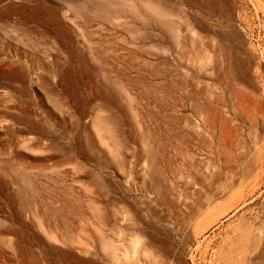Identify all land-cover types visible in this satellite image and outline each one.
I'll list each match as a JSON object with an SVG mask.
<instances>
[{"label":"rangeland","instance_id":"374dc122","mask_svg":"<svg viewBox=\"0 0 264 264\" xmlns=\"http://www.w3.org/2000/svg\"><path fill=\"white\" fill-rule=\"evenodd\" d=\"M211 1L0 0V264H264V0Z\"/></svg>","mask_w":264,"mask_h":264},{"label":"bare ground","instance_id":"6f19581e","mask_svg":"<svg viewBox=\"0 0 264 264\" xmlns=\"http://www.w3.org/2000/svg\"><path fill=\"white\" fill-rule=\"evenodd\" d=\"M18 9H19V11L24 10L23 6H18ZM35 9L42 10V8H40V7H36ZM207 9L210 12V13L208 12L209 14L215 13L223 19H228L230 16V14L228 12H226V11H228L227 5L221 1L213 0L209 3H207ZM17 11L18 10H15V9L10 10L6 15H9L10 13L17 12ZM31 12H36V11L32 10ZM199 26H202V25L199 24ZM205 29H207V28H205ZM220 38H221V42H223L226 46V59L228 62L227 71L229 73H233L234 75L238 74V76H240V77L243 76L244 75L243 71H242L243 70L242 69L243 63L240 61L239 55H238V52L240 50V39H239V37L237 36L236 33L232 32V30L227 29L226 31L220 33ZM72 75H73V73H71V76ZM72 82H73V79H72ZM150 239H151L150 242L152 244L158 245L160 248L166 249L168 247V241L167 240L156 241L155 239H153V237ZM153 242H155L156 244ZM136 244H139L138 241H136ZM141 252L149 253L146 245H144L141 248ZM153 258L156 260L155 257H153Z\"/></svg>","mask_w":264,"mask_h":264}]
</instances>
